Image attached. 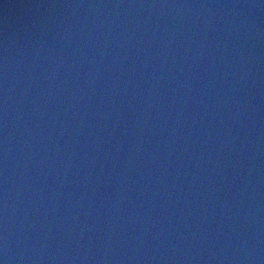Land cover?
I'll list each match as a JSON object with an SVG mask.
<instances>
[{"label": "water", "instance_id": "obj_1", "mask_svg": "<svg viewBox=\"0 0 264 264\" xmlns=\"http://www.w3.org/2000/svg\"><path fill=\"white\" fill-rule=\"evenodd\" d=\"M0 264H264V0H0Z\"/></svg>", "mask_w": 264, "mask_h": 264}]
</instances>
